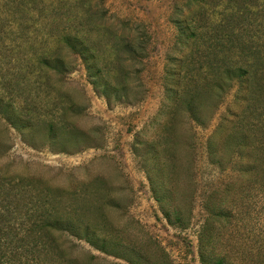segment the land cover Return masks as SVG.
Listing matches in <instances>:
<instances>
[{
	"label": "trees",
	"instance_id": "1",
	"mask_svg": "<svg viewBox=\"0 0 264 264\" xmlns=\"http://www.w3.org/2000/svg\"><path fill=\"white\" fill-rule=\"evenodd\" d=\"M15 4L19 5L16 20L12 21L5 11L0 14V157L10 142L4 124L20 131L33 130L34 118L28 115L27 105L32 102L27 95L40 88L42 78L43 85L49 86L46 79L50 71L65 75L76 60L54 55L50 47H44L47 40L41 26L30 36L32 24L26 23L29 7L20 0ZM177 9L172 21L178 34L166 55L161 79L164 102L170 104L158 111L152 122L156 138L146 147L147 153L152 152L144 162L150 188L166 221L183 227L188 224L191 207L178 199L190 201L202 185L199 264H264V0H185ZM61 43H68L71 52L78 54L88 81L109 99L112 88L98 75L101 69L95 68L96 60L87 43L72 41V36ZM62 96L65 104L53 102L55 107L48 104V109L40 112L52 118L54 113L59 115L56 120H39L47 126L48 140L54 144L64 140L59 139L57 131L72 129L65 114L74 103L67 93ZM229 96L204 143L206 160L212 169L219 170L220 177L211 175L201 184L194 175L195 157H189L184 165L179 155L183 147L177 141L178 117L185 116L191 128L192 124L206 128ZM23 108L26 113H21ZM160 116L163 121H158ZM58 122L62 123L60 128H56ZM190 141L186 146L191 148L189 156L197 149L194 136ZM6 170L0 167V185L16 177ZM34 179L44 192L38 199L18 205L0 201V256L11 261L5 264H52L45 248L48 234L53 232L82 238L128 264H157L161 253L167 260L166 252L152 242H147L150 250L126 245L119 253L96 243L95 221L79 215V204L88 213L97 197L95 191L85 189L86 184L79 186L78 193L75 184L53 189L40 182L41 178ZM66 198L72 204L65 207ZM54 264L62 263L56 260Z\"/></svg>",
	"mask_w": 264,
	"mask_h": 264
},
{
	"label": "rangeland",
	"instance_id": "2",
	"mask_svg": "<svg viewBox=\"0 0 264 264\" xmlns=\"http://www.w3.org/2000/svg\"><path fill=\"white\" fill-rule=\"evenodd\" d=\"M15 1L0 0V14L3 16L1 10L7 12L12 21L19 16ZM20 1L29 7L26 23L32 25L28 34L35 35L33 29L41 26L47 40L44 47H50L54 55L76 60L67 74L50 71L46 79L49 86L43 85L45 78H42L40 88L27 95L32 102L27 105L28 115L34 118L33 130L20 131L4 124L10 142L9 149L0 157V167L16 177L13 182L0 185V201L18 205L38 199L44 192L34 178H41L40 182L53 189L75 184L78 193H81L79 186L86 184L84 188L95 191L97 197L88 213L79 204V215L95 221L96 243L119 253L126 245L150 250L147 242H152L167 254L166 260L161 253L157 264H199L197 234L204 216L202 185L190 201L178 199L180 204L191 207L188 224L170 225L154 199L144 165L145 159L152 155L146 151L147 144L153 143L157 133L152 122L164 104H170L164 102L161 79L166 55L178 34L172 18L185 0ZM66 36L87 43L91 57L97 62L95 68L101 69L98 75L112 88L109 99L88 81L78 54L71 52L68 43H61ZM63 93L74 103L65 114L72 129L57 131L59 139L65 142L54 144L48 140L47 126L39 120H56L59 115L54 113L52 118L40 112L48 109V104L55 107L53 102L65 104ZM229 98L206 128L193 124L191 128L185 116L178 117L177 141L183 147L179 155L184 165L189 157H195L194 175L201 184L211 175L220 177L219 170L212 169L206 160L204 143ZM22 112L26 113V109ZM163 119L160 116L158 121ZM60 125L58 122L56 128ZM192 136L197 149L189 156L191 148L186 146ZM174 152L177 156V145ZM27 179L35 182L26 183ZM66 200L65 207L72 204L70 199ZM47 238L45 253L52 264L56 260L62 264H128L71 234L53 232ZM1 261L11 262L3 256Z\"/></svg>",
	"mask_w": 264,
	"mask_h": 264
}]
</instances>
